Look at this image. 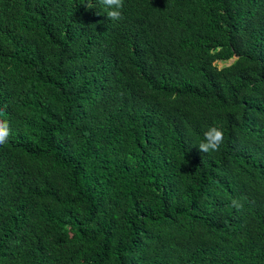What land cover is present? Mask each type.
I'll return each mask as SVG.
<instances>
[{"label": "trees", "instance_id": "trees-1", "mask_svg": "<svg viewBox=\"0 0 264 264\" xmlns=\"http://www.w3.org/2000/svg\"><path fill=\"white\" fill-rule=\"evenodd\" d=\"M107 11L0 0V264H264V0Z\"/></svg>", "mask_w": 264, "mask_h": 264}, {"label": "clouds", "instance_id": "clouds-1", "mask_svg": "<svg viewBox=\"0 0 264 264\" xmlns=\"http://www.w3.org/2000/svg\"><path fill=\"white\" fill-rule=\"evenodd\" d=\"M104 5L107 11V18L112 21L121 19L120 9L123 6V0H99ZM87 7L91 8L92 5L88 4ZM9 136V128L6 121H0V145L6 143ZM224 140V133L222 130L211 127L204 133V141L198 147L203 153L219 151L221 144ZM232 207L240 209L243 207L237 200L232 201Z\"/></svg>", "mask_w": 264, "mask_h": 264}, {"label": "rangeland", "instance_id": "rangeland-1", "mask_svg": "<svg viewBox=\"0 0 264 264\" xmlns=\"http://www.w3.org/2000/svg\"><path fill=\"white\" fill-rule=\"evenodd\" d=\"M229 61H230V60H229ZM229 61H227V63H228ZM222 63H223V62H218L219 65H221Z\"/></svg>", "mask_w": 264, "mask_h": 264}, {"label": "water", "instance_id": "water-1", "mask_svg": "<svg viewBox=\"0 0 264 264\" xmlns=\"http://www.w3.org/2000/svg\"><path fill=\"white\" fill-rule=\"evenodd\" d=\"M234 58H232L230 61H232Z\"/></svg>", "mask_w": 264, "mask_h": 264}]
</instances>
